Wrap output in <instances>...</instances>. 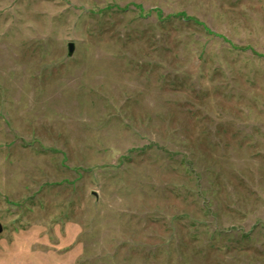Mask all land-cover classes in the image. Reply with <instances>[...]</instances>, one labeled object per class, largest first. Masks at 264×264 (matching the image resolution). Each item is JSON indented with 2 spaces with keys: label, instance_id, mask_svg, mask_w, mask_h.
<instances>
[{
  "label": "rangeland",
  "instance_id": "1",
  "mask_svg": "<svg viewBox=\"0 0 264 264\" xmlns=\"http://www.w3.org/2000/svg\"><path fill=\"white\" fill-rule=\"evenodd\" d=\"M0 224V264H264V0H0Z\"/></svg>",
  "mask_w": 264,
  "mask_h": 264
},
{
  "label": "water",
  "instance_id": "2",
  "mask_svg": "<svg viewBox=\"0 0 264 264\" xmlns=\"http://www.w3.org/2000/svg\"><path fill=\"white\" fill-rule=\"evenodd\" d=\"M74 50H75V45L74 43H70L69 44V55H72L74 53ZM2 231V226L0 224V232Z\"/></svg>",
  "mask_w": 264,
  "mask_h": 264
}]
</instances>
